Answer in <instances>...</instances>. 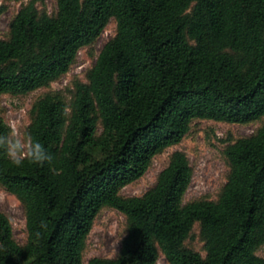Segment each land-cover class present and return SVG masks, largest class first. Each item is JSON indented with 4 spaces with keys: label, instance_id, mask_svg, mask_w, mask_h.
<instances>
[{
    "label": "trees",
    "instance_id": "16d2710c",
    "mask_svg": "<svg viewBox=\"0 0 264 264\" xmlns=\"http://www.w3.org/2000/svg\"><path fill=\"white\" fill-rule=\"evenodd\" d=\"M2 0H0L1 2ZM45 0L22 5L0 38V97L27 96L66 76L108 24L116 35L67 91L34 103L26 136L54 156L13 166L0 186L24 207L20 244L0 209V264H264V0ZM197 120L262 121L224 149L217 200L185 202L194 167L174 151L142 196L123 189L183 142ZM10 124L0 114V134ZM116 209L126 236L115 257L86 262L99 214ZM199 226L205 253L189 245Z\"/></svg>",
    "mask_w": 264,
    "mask_h": 264
},
{
    "label": "rangeland",
    "instance_id": "374dc122",
    "mask_svg": "<svg viewBox=\"0 0 264 264\" xmlns=\"http://www.w3.org/2000/svg\"><path fill=\"white\" fill-rule=\"evenodd\" d=\"M30 0H2L0 2V38H7L12 19L22 5ZM50 13L57 10L56 0H45ZM116 21L112 20L94 46L83 48L71 71L50 87L37 90L27 96L2 95L0 97V114L13 130L26 136L31 122L30 111L35 101L49 91H69L76 80L86 81L87 72L94 66L104 45L116 35ZM262 121L251 124H229L211 120H197L183 142L157 156L152 167L140 180L123 189L125 196H142L154 187L158 175L168 165L171 154L176 150L185 151L194 167V176L186 194L185 202L199 198L217 200L227 182L229 167L224 156L225 147L238 138L252 135ZM0 209L11 219L14 235L20 244L27 240L26 217L24 207L19 199L0 186ZM126 236V218L116 209H104L95 221L88 240L86 262L93 257H115ZM193 248L205 253L204 242L199 235V226L194 238L189 241ZM259 254L264 256V248ZM157 264H170L162 255Z\"/></svg>",
    "mask_w": 264,
    "mask_h": 264
},
{
    "label": "clouds",
    "instance_id": "9594fccd",
    "mask_svg": "<svg viewBox=\"0 0 264 264\" xmlns=\"http://www.w3.org/2000/svg\"><path fill=\"white\" fill-rule=\"evenodd\" d=\"M0 152L15 167H22L26 161L40 167L54 161V156L40 141L22 136L11 128L6 134H0Z\"/></svg>",
    "mask_w": 264,
    "mask_h": 264
}]
</instances>
